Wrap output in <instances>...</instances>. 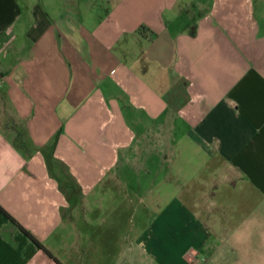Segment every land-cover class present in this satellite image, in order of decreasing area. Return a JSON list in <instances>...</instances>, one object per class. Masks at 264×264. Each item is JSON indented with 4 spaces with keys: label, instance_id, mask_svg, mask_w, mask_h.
Instances as JSON below:
<instances>
[{
    "label": "crops",
    "instance_id": "0c3cea01",
    "mask_svg": "<svg viewBox=\"0 0 264 264\" xmlns=\"http://www.w3.org/2000/svg\"><path fill=\"white\" fill-rule=\"evenodd\" d=\"M0 264H264V0H0Z\"/></svg>",
    "mask_w": 264,
    "mask_h": 264
},
{
    "label": "trees",
    "instance_id": "16d2710c",
    "mask_svg": "<svg viewBox=\"0 0 264 264\" xmlns=\"http://www.w3.org/2000/svg\"><path fill=\"white\" fill-rule=\"evenodd\" d=\"M15 222V221H14ZM26 234H27V236L32 240V241H34L40 248H43L44 249V247L39 243V242H37L29 233H27L26 232ZM44 251L50 256V257H52L45 249H44ZM53 258V257H52Z\"/></svg>",
    "mask_w": 264,
    "mask_h": 264
}]
</instances>
